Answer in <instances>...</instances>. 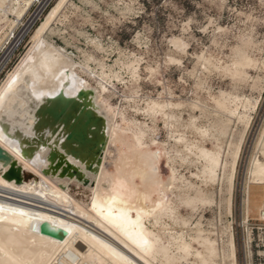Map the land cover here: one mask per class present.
Returning <instances> with one entry per match:
<instances>
[{
	"label": "bare ground",
	"instance_id": "obj_1",
	"mask_svg": "<svg viewBox=\"0 0 264 264\" xmlns=\"http://www.w3.org/2000/svg\"><path fill=\"white\" fill-rule=\"evenodd\" d=\"M69 2L56 0L30 37L27 53L0 84V264H224L226 259L236 264L230 226L225 253L217 239H212L214 233L204 229L200 221L192 226L176 209L184 206L197 212L213 200L172 167L163 180L158 164L162 157L166 163L178 160L181 165L192 163L194 158L199 169L192 176L201 183L221 185L226 180L230 198L250 125L245 111L247 107L254 110L257 102L220 92L217 106L224 120L214 131L218 138L228 136L226 150L219 146L206 149L180 134L173 137L171 148L154 138L147 144V133L153 130L127 120L120 106L111 105L103 97L113 81H121L118 73L100 62L99 72L91 70L90 57L77 64L64 49L47 41L46 33ZM35 3L38 6L27 24L41 8L39 0H0V14L12 25L9 33ZM27 24L5 50L0 69ZM9 33L0 36V49ZM173 41L184 50L179 40ZM250 63L248 57L240 55L234 65ZM127 69L135 76L134 64ZM233 72L241 75L236 69ZM81 73L95 78L97 87H91ZM123 98L136 99L135 95ZM167 107L169 104L151 101L143 111L152 118L157 114L169 118L162 112ZM90 123L97 129V139L100 128L105 136L94 164L97 171H87V162L95 158L94 149L99 148L87 138L93 131L87 132ZM231 123L242 124L235 140L237 127L231 129ZM204 135L205 131H200V136ZM63 166L70 171L66 173ZM247 167L243 186L254 182L264 187V130ZM72 171L78 181L88 183L87 205L78 203L66 191L73 181ZM174 190L178 192L175 195ZM52 206L62 208L61 212L69 213L72 219L50 211ZM260 219L264 221V207ZM141 239L149 242L150 251L138 247ZM193 244L201 250L193 249Z\"/></svg>",
	"mask_w": 264,
	"mask_h": 264
},
{
	"label": "rangeland",
	"instance_id": "obj_2",
	"mask_svg": "<svg viewBox=\"0 0 264 264\" xmlns=\"http://www.w3.org/2000/svg\"><path fill=\"white\" fill-rule=\"evenodd\" d=\"M55 2L52 0L37 20L27 24L29 14L34 10L31 8L11 33V23L0 14V36L9 33L0 49V59L27 24L11 57L0 69V84L27 53L31 47L30 37ZM8 18L13 20L11 16ZM45 37L54 46L64 49L77 64L90 57L91 70L99 72L100 62L118 73L121 81H113V87L110 86L103 97L111 105L120 106L127 120L153 130L147 133V144L149 138H154L171 148L173 137L180 134L187 140L201 143L206 149L219 146L226 150L228 136L218 138L214 131V127L224 120L217 106L220 92L257 102L254 110L247 107L245 111L250 117V125L236 166L230 198L226 180L221 185L218 182L201 183L192 176L199 169L194 158H191L192 163L181 165L178 160L166 163V158L162 157L158 172L165 180L172 167L213 200L211 205L199 207L197 212L177 206L180 217L190 221L192 226L200 221L204 229L214 233L212 239H217L225 253L230 226L236 264H264V221L260 219L264 187L254 182L243 186L249 156L264 130V0H70ZM174 39L183 44L184 50L175 46ZM240 55L248 57L251 63L235 66ZM129 64L137 68L135 76L127 69ZM235 69L240 76L234 74ZM80 75L91 87H97L95 78ZM131 95L136 97L134 102L123 98ZM151 101L169 104L162 110L169 118L162 114L152 118L144 112L146 103ZM81 110L82 105L78 106L77 112ZM90 125L87 132L93 131L87 133V138L99 148L94 149L96 152L92 150L95 158L87 162V171H97L94 164L101 155L105 136L100 128V139H97V129ZM230 125L231 129L237 127L235 140L242 124ZM200 131H205L203 137ZM177 148L181 149L180 146ZM170 156L173 158L171 153ZM64 168L66 173L70 171L67 166ZM70 178L73 181L66 186L68 195L87 205L90 199L88 183L78 181L75 171L71 172ZM173 192L174 195L178 193L177 190ZM48 209L72 219L69 213L61 212L62 208L52 206ZM192 248L201 250L196 244ZM227 260L224 264H229ZM216 262L220 261L216 259Z\"/></svg>",
	"mask_w": 264,
	"mask_h": 264
},
{
	"label": "built area",
	"instance_id": "obj_3",
	"mask_svg": "<svg viewBox=\"0 0 264 264\" xmlns=\"http://www.w3.org/2000/svg\"><path fill=\"white\" fill-rule=\"evenodd\" d=\"M39 1H40V3H41V8L37 11V13L39 12V14L36 13L37 16L35 17L34 20H37V19L42 15V13H43V12L47 9V7L50 5V3H51L52 0H39ZM37 6H38V4L35 3V4L31 7V8L34 7V10H33V12L30 13L29 15H31V14H33V13L35 12ZM30 10H31V9H30ZM29 12H30V11H29ZM34 20L32 21V23L34 22ZM32 23H30V24H32Z\"/></svg>",
	"mask_w": 264,
	"mask_h": 264
},
{
	"label": "snow or ice",
	"instance_id": "obj_4",
	"mask_svg": "<svg viewBox=\"0 0 264 264\" xmlns=\"http://www.w3.org/2000/svg\"><path fill=\"white\" fill-rule=\"evenodd\" d=\"M95 207V205H94ZM138 247H141L143 251H150L151 245H149V242L146 239H141V241L138 243ZM114 255L118 256V253L113 252Z\"/></svg>",
	"mask_w": 264,
	"mask_h": 264
},
{
	"label": "water",
	"instance_id": "obj_5",
	"mask_svg": "<svg viewBox=\"0 0 264 264\" xmlns=\"http://www.w3.org/2000/svg\"><path fill=\"white\" fill-rule=\"evenodd\" d=\"M40 230H41V232H43V231H44V229H43V228H41Z\"/></svg>",
	"mask_w": 264,
	"mask_h": 264
}]
</instances>
